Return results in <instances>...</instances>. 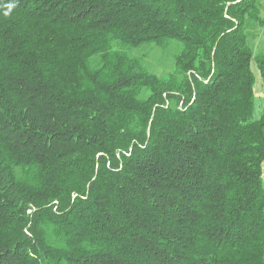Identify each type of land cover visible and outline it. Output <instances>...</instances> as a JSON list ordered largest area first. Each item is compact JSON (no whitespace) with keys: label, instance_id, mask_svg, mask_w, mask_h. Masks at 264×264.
Instances as JSON below:
<instances>
[{"label":"trees","instance_id":"1","mask_svg":"<svg viewBox=\"0 0 264 264\" xmlns=\"http://www.w3.org/2000/svg\"><path fill=\"white\" fill-rule=\"evenodd\" d=\"M249 23L260 0H0V264H264ZM170 41L166 77L128 52Z\"/></svg>","mask_w":264,"mask_h":264},{"label":"rangeland","instance_id":"2","mask_svg":"<svg viewBox=\"0 0 264 264\" xmlns=\"http://www.w3.org/2000/svg\"><path fill=\"white\" fill-rule=\"evenodd\" d=\"M260 3L261 18L264 20V0H260ZM247 33L254 56L264 53V28L257 24L249 23ZM181 47V42L170 41L165 48L147 45L138 49L128 50V52L130 56L140 59L151 73L159 77H166L174 69V58ZM252 69L256 78L254 117L259 119L264 109V83L255 61L252 64Z\"/></svg>","mask_w":264,"mask_h":264},{"label":"clouds","instance_id":"3","mask_svg":"<svg viewBox=\"0 0 264 264\" xmlns=\"http://www.w3.org/2000/svg\"><path fill=\"white\" fill-rule=\"evenodd\" d=\"M9 9H11L12 7H14V5H8ZM5 15H7V13H5Z\"/></svg>","mask_w":264,"mask_h":264}]
</instances>
